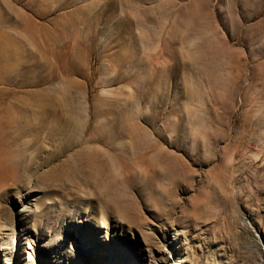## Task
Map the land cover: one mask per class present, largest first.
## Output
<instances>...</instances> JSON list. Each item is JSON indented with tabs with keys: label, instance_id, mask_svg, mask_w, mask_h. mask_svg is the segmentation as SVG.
<instances>
[{
	"label": "rangeland",
	"instance_id": "rangeland-1",
	"mask_svg": "<svg viewBox=\"0 0 264 264\" xmlns=\"http://www.w3.org/2000/svg\"><path fill=\"white\" fill-rule=\"evenodd\" d=\"M4 126L0 264H264V0H0Z\"/></svg>",
	"mask_w": 264,
	"mask_h": 264
},
{
	"label": "bare ground",
	"instance_id": "bare-ground-1",
	"mask_svg": "<svg viewBox=\"0 0 264 264\" xmlns=\"http://www.w3.org/2000/svg\"><path fill=\"white\" fill-rule=\"evenodd\" d=\"M5 128H6L5 126L0 127V148H2V146H5L6 142H8L12 138L11 135L4 132ZM13 140H14V138H13ZM11 141H12V139H11ZM5 151L6 150H4V152L2 151V153L0 151V157L3 155H5V156L8 155L7 152H5ZM13 173H14V171L12 169H8L7 167L6 168L5 167L0 168V174H7L8 175V174H13Z\"/></svg>",
	"mask_w": 264,
	"mask_h": 264
}]
</instances>
